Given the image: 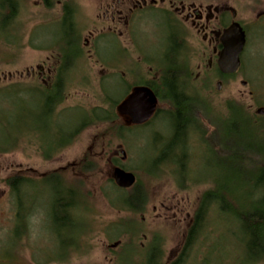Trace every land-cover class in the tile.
<instances>
[{
  "label": "rangeland",
  "instance_id": "1",
  "mask_svg": "<svg viewBox=\"0 0 264 264\" xmlns=\"http://www.w3.org/2000/svg\"><path fill=\"white\" fill-rule=\"evenodd\" d=\"M66 1L53 0L47 8L43 0H20L17 25L8 35L0 33V91L15 84L48 86L54 81L61 65L60 50L66 48L61 31ZM115 1L72 0L83 52L70 71L68 98L60 107L64 122L94 110L111 111L108 98L117 100L135 84L160 82L162 65L167 64V7L132 17L129 2L125 0L124 5L121 0L123 19L114 22L116 10L111 6ZM199 1L235 10L236 21L246 30L247 44L240 72L225 80L216 70V61L209 67L201 41L191 39L185 49L186 70L193 79L191 90L206 104L198 115L205 136L194 134L197 140L190 148L186 168L189 177L180 181L173 165H166L160 172L153 167L158 155L154 150L156 139L164 144L172 137L167 103H159L157 116L142 126H133L128 118L116 113L114 120L85 129L71 146L50 160L44 159L38 146L25 142L16 152L0 155V264H145L146 252L156 237L161 239L164 264L179 258L202 194L211 188L214 177L224 172L223 161H218L204 142L208 140L211 147L219 143L213 120L228 115L230 102L259 118L256 112L264 108V0ZM70 34L74 38L75 30ZM219 82L222 87L218 91ZM6 94L0 92V107L12 109ZM260 124L264 126V120ZM116 167L132 172L145 186L149 200L144 212L132 214L115 204V196L123 195L115 188ZM52 172L62 173L67 184L81 191L84 200L77 216L85 232L79 236V249L71 252L54 235L48 189L39 187L37 210L25 236L17 239L14 233L16 206L5 181L14 175L39 181ZM211 226L215 227L213 223ZM212 229L199 241L206 245H197L188 264H242L234 241L223 236L225 221L218 223L220 233ZM62 232L69 238L67 230ZM18 233H22L20 228ZM117 242L120 245L112 249ZM63 257L67 259L60 260Z\"/></svg>",
  "mask_w": 264,
  "mask_h": 264
},
{
  "label": "trees",
  "instance_id": "2",
  "mask_svg": "<svg viewBox=\"0 0 264 264\" xmlns=\"http://www.w3.org/2000/svg\"><path fill=\"white\" fill-rule=\"evenodd\" d=\"M43 2L47 8H51L53 0ZM20 8V0H0V33L8 35L9 30L17 25ZM62 20L65 30H61L64 33L62 43L66 48L60 50L61 65L54 81L48 86L15 84L0 91L7 92L6 100L12 107V109L9 106L7 109L0 107V155L16 152L23 143L29 142L39 147L45 160H50L56 153L71 146L85 129L98 122L114 120L117 117V106L131 90L138 86H147L155 92L159 103L169 105L167 115L172 129V137L164 144L156 139L154 150L158 155L153 160V167L156 172H160L166 165H173L178 169L180 181L184 182L189 177L186 175V168L191 157L190 148L193 147V141L197 140L194 134L201 133L205 136L198 115L199 110L205 108L206 104L191 90L190 84L193 79L186 70L187 60L184 53L186 47L184 42L178 40L175 21L166 17L169 34L164 57L167 64L162 65L159 84L154 82L135 84L117 100L108 98L111 111L94 110L79 116L82 118L64 122L60 107L68 98L70 71L76 61L81 59L83 52L76 9L72 0L64 3ZM73 30L76 32L74 38L70 34ZM219 76L223 80L227 78L221 74ZM227 108L229 113L224 119L213 120L218 145L211 147L208 140L204 141L209 145L208 148L215 158L217 160L221 158L223 161L224 172L214 177L211 188L202 194L183 251L171 264L191 262L201 238L212 229V223L215 226L213 229L216 228L220 233L218 223L221 221H225L227 225L223 236L228 237L231 242L234 241L233 248L240 253L242 264L264 262V126L260 124L263 123L264 117L250 116L244 108L232 102L228 103ZM120 130L122 127L118 129L119 134ZM156 172L148 171L149 174ZM5 184L10 189L16 206L14 233L17 239L25 236L26 226L37 210L36 196L40 187L50 191V220L60 245L62 247L68 245L70 252L79 249V236L85 232V227L78 219L77 213L83 208L84 200L81 191L67 184L62 173H49L42 176L39 181L14 175L8 178ZM180 184L184 186V183ZM115 188L117 192L123 193L115 196L116 205L132 214L145 211L149 196L145 186L138 179L132 189L123 190L116 185ZM125 191L128 192L124 193ZM19 228L22 232L20 235ZM64 229L68 231V239L62 232ZM145 264H164L159 237H156L149 246Z\"/></svg>",
  "mask_w": 264,
  "mask_h": 264
},
{
  "label": "flooded vegetation",
  "instance_id": "3",
  "mask_svg": "<svg viewBox=\"0 0 264 264\" xmlns=\"http://www.w3.org/2000/svg\"><path fill=\"white\" fill-rule=\"evenodd\" d=\"M129 2V13L133 14L132 17L143 14L146 11H152L155 8L167 7L170 16H166L169 20L175 21V30L179 42H184L185 47L189 41L197 40L201 41L200 47L204 48L202 51L203 56L208 58V65L213 67L216 61V70L218 74L223 75L218 67L219 56L222 51L221 38L226 29H228L237 20V12L230 8L213 7L212 5H206L204 1L199 0H127ZM125 5V0L123 1ZM123 3L117 0L112 4L111 9L116 10L115 15L112 16V21H121L123 19ZM171 12V13H169ZM165 12V14H167ZM136 16V17H137ZM141 16V15H140ZM143 16V15H142ZM135 17V18H136ZM243 29L244 26L238 22ZM246 32V30H245ZM247 36V34H246ZM246 48V47H245ZM244 53V52H243ZM241 66L237 73L233 75H223L227 78H231L238 74L242 68V56ZM222 83V82H221ZM243 86H246V82H242Z\"/></svg>",
  "mask_w": 264,
  "mask_h": 264
},
{
  "label": "water",
  "instance_id": "4",
  "mask_svg": "<svg viewBox=\"0 0 264 264\" xmlns=\"http://www.w3.org/2000/svg\"><path fill=\"white\" fill-rule=\"evenodd\" d=\"M222 51L218 60V67L223 75H233L241 66V55L247 44V36L243 27L234 22L226 29L221 38ZM222 83L217 84V90H221ZM159 99L155 92L147 86H138L122 100L117 106L116 112L119 116L128 118L131 125L142 126L150 122L158 111ZM258 116L264 117V108L256 112ZM125 158V152H123ZM115 185L123 190L132 189L137 177L121 167H116L113 173ZM120 242L111 246L117 248Z\"/></svg>",
  "mask_w": 264,
  "mask_h": 264
}]
</instances>
